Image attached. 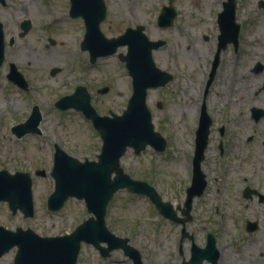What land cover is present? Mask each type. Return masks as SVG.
<instances>
[{"label":"rangeland","instance_id":"1","mask_svg":"<svg viewBox=\"0 0 264 264\" xmlns=\"http://www.w3.org/2000/svg\"><path fill=\"white\" fill-rule=\"evenodd\" d=\"M205 1L174 0L177 17L173 25L159 28L156 19L168 0H104L106 18L100 24L106 38L120 35L127 27L143 25L149 39L166 40L164 47L153 51V60L160 69L171 72L173 80L164 87L148 90L146 99L154 129L164 137L166 148L157 152L146 147L139 155L128 149L120 163L132 179L152 185L161 199L174 208L182 206L185 189L190 185L202 88L210 50L217 43L214 13L225 0H216L215 8ZM259 1L263 0H234L241 25L239 49L242 51L241 55L232 54L234 67L240 59L244 67L257 60L264 61V9L259 7ZM68 8V0H6L4 6L0 5L5 38L8 40L12 35L17 39L14 47H7L0 69V170L29 173L34 204V216L24 218L19 211L12 215L7 203L0 201V226L9 230L29 228L42 237L68 234L89 216L83 201L75 198L68 199L57 211L47 209V197L54 189L49 175L54 144L80 161L96 160L101 147L91 122L73 109L58 110L55 101L81 85L91 95V105L100 116L108 115L109 111L119 115L132 91L131 77L118 56L126 54V46L90 64L88 52L79 48L83 21L69 17ZM217 15L218 12L215 19ZM24 19L30 20L32 29L26 37L18 39V24ZM182 31L183 35H179ZM49 39L54 40L53 45ZM225 54L227 58L230 56L229 51ZM10 61L16 62L30 81L32 88L28 92H21L6 79ZM54 68L58 72L52 76L50 70ZM233 71L239 73L237 69ZM241 71L242 80L253 91L259 82L247 68ZM238 81L240 76L233 84ZM105 86L109 88L107 93L96 94L97 89ZM219 91L225 96L226 87L211 90L207 98L209 111L223 109L216 98ZM251 92L248 97L245 95L243 104L237 95H231L235 115L240 107L247 113L248 106L259 104ZM158 102L162 103L161 108L157 107ZM34 105L42 115L40 134L17 139L10 129L24 122ZM213 121V126L223 123L215 118ZM243 125V137L228 138V165L219 157V136L211 127L201 163L207 185L202 195L194 198L192 220L185 225L198 247L205 246L208 233L214 236L220 252L219 264H264V203L242 197L245 185H253L264 193V167L258 149L261 136L252 134L259 129L247 118ZM250 135L253 140L246 143V136ZM36 170H44L45 176H36ZM177 215L180 216L178 211ZM246 221L257 222L258 229L247 232ZM106 226L114 235L129 239L139 251L142 264H178L190 257L188 239L182 241V254L179 252L181 225L164 219L146 196L126 190L116 192L106 208ZM15 252L16 248H12L4 254L0 264H13ZM76 264L133 262L121 250L103 258L93 246L82 244ZM204 264L209 263L204 261Z\"/></svg>","mask_w":264,"mask_h":264},{"label":"water","instance_id":"2","mask_svg":"<svg viewBox=\"0 0 264 264\" xmlns=\"http://www.w3.org/2000/svg\"><path fill=\"white\" fill-rule=\"evenodd\" d=\"M0 2L4 4L5 0ZM70 3V16L82 17L84 20L86 32L81 42V49L89 52L91 64L95 63L98 57L115 53L119 46H127L126 54L119 55V58L125 62L128 74L132 78V93L120 115L112 112H109L110 116L98 115L90 104V94L82 86H78L73 94L62 97L55 103V107L61 110L72 108L82 112L91 120L94 129L99 133L102 145L99 154L96 155L97 160L85 159L83 162L56 147L50 172L54 189L47 198V207L51 211H57L72 197L83 200L90 216L78 224L71 233L61 236L42 237L29 228L17 227L15 230H9L0 226V258L16 247L13 264H76L83 242L96 248L103 258L108 257L112 251L121 250L134 264H142L139 251L129 244V239L114 235L105 223L108 202L114 193L125 189L133 194L146 195L159 214L182 225L181 240L184 237L191 240V255L188 261H183L181 264H202L203 260L217 264L218 251L213 235L207 234L206 245L200 248L193 242L192 235L185 230V223L191 220L193 198L199 197L206 186L200 163L204 159L212 122L205 108L201 109L195 134L192 182L186 190L183 208L176 207V210L184 216L179 218L173 206L169 202L162 201L154 187L145 181L132 179L120 165V159L128 148L133 149L135 155H139L147 146L157 152H162L166 148V141L155 131L151 113L146 105L147 90L162 87L172 79L169 73L156 67L152 58V51L162 47L164 41H150L143 32V26H137L135 29L127 28L118 38L107 39L99 28L106 14L103 0H70ZM172 3L173 0H169L168 5L162 7L157 18L159 27L172 25L176 17ZM260 6L264 7V1L260 2ZM20 27L22 29L20 36L23 37L30 30L31 23L29 20H24ZM219 30L218 53L228 43H232L234 48H237L239 25L234 21L232 0L224 3V10L219 16ZM50 43L54 44L53 41ZM3 59L4 34L0 22V66ZM56 72V69H52L51 75ZM12 73L16 75V78H12L18 86L27 90L26 84L15 68ZM107 91L108 87H104L97 93L104 94ZM161 106V103H157V107L161 108ZM41 120L40 110L34 106L26 121L12 127L11 131L18 138L27 133H39L38 125ZM36 175H44V171H37ZM31 186L29 173L10 174L6 170H0V201L7 202L12 215L20 211L24 218L33 217ZM256 228V223H247L248 232Z\"/></svg>","mask_w":264,"mask_h":264},{"label":"flooded vegetation","instance_id":"3","mask_svg":"<svg viewBox=\"0 0 264 264\" xmlns=\"http://www.w3.org/2000/svg\"><path fill=\"white\" fill-rule=\"evenodd\" d=\"M223 2L224 1L220 2V7L219 9L216 10L218 14L220 10L223 8ZM216 3L217 2H215L214 5ZM1 5H4V4H1ZM234 11H235V20L237 21V17H236L237 6H235V4H234ZM216 12L214 13V18H215ZM217 18H218V15H217ZM216 29H217V26H216ZM240 30H241V25H240ZM20 32L21 30H20V22H19L18 31L16 33V36L18 39H23L24 37L22 38L19 36ZM179 35H183V31L180 32ZM11 37L14 38L13 42H10ZM204 38L207 39L208 36L205 35ZM16 41H17L16 37L12 35L8 38V40L4 38L5 51H4V60L2 62V65L4 64L5 59H6L7 47H14L17 43ZM165 45H166V40H164V46ZM239 47H240V44L238 40V47L236 49L231 43H228L225 45L224 48H222L219 51V53L217 51V44H216L215 49L210 50L211 58L207 63L208 70L206 72L204 83H203L202 95H201V100H200L201 103L199 105L197 121L199 120L200 115H201V109H202L201 107L206 108V112L211 115L210 116L208 114L210 118L212 117L211 118L212 132H214L215 134L217 133L219 136L218 144H217V149L219 151V157L223 158L225 165H228L229 158L226 156L227 147L229 146L228 138L243 137L244 136L243 120L244 118H247L248 120H250L253 123V125L258 126L257 128L259 129V130H254L252 134L258 133L261 136V138L258 141L259 143L258 149H259L260 158L262 160L261 165L264 167V61L257 60L250 67H244L243 62L240 59L239 61L235 62L236 67H234L233 62H232V54L235 56L241 55L242 51L239 49ZM227 51H229L230 53V56L228 58L225 54ZM257 62H260V64L257 65ZM14 68L17 70L18 75L22 77L23 83H25L27 86V90L18 86V84L13 80L14 78H16L15 73H12V70ZM244 68H247V72L248 73L250 72L251 74H253L255 76L254 80L259 82L258 86L253 91L251 90L252 92L249 90L250 89L249 85H247L242 80L244 75L242 74L241 69H244ZM233 69H237L239 73H236L235 71H233ZM56 70L58 72V69ZM239 76H240V81H238V83L234 85L233 84L234 80L237 79V77ZM6 79L13 86L18 88L21 92L22 91L28 92L32 88L30 81L25 77V74L22 72V70L18 68V64L16 62L10 61L8 63ZM248 81L249 79L247 78V82ZM214 87L215 88L218 87L219 89L226 87L225 96L222 97L220 95V91L216 95V98L220 102V104H222L221 107L223 109L217 110V111L215 110L209 111L208 109L209 106L207 105L208 104L207 98L211 90ZM250 92L253 97H257L259 99V104L256 106L254 105L248 106L247 113H244V110L240 107L239 113L235 115L234 108H233L235 104H234V101H231L232 99L231 95L232 94L237 95L241 103L243 99L245 98V95L248 97ZM214 118L223 123H221L219 126H213ZM252 140H253V135L246 136V143H250ZM242 197L248 201H251L256 198L259 203H264V193L262 191H259V188H255L253 185L252 186L245 185V188L242 191ZM245 226H246V222H245Z\"/></svg>","mask_w":264,"mask_h":264},{"label":"bare ground","instance_id":"4","mask_svg":"<svg viewBox=\"0 0 264 264\" xmlns=\"http://www.w3.org/2000/svg\"><path fill=\"white\" fill-rule=\"evenodd\" d=\"M209 6H211L212 8H215V5H214V3L216 2V0H206L205 1ZM229 254H227V256H228ZM226 257V256H225ZM224 257V258H225ZM220 259V258H219Z\"/></svg>","mask_w":264,"mask_h":264}]
</instances>
